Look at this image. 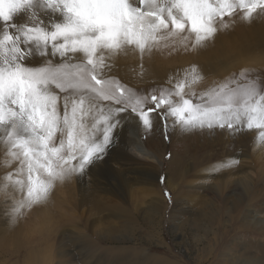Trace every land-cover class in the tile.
Returning <instances> with one entry per match:
<instances>
[{
  "label": "snow or ice",
  "instance_id": "6c2138e0",
  "mask_svg": "<svg viewBox=\"0 0 264 264\" xmlns=\"http://www.w3.org/2000/svg\"><path fill=\"white\" fill-rule=\"evenodd\" d=\"M261 13L264 0H0V196L7 202L20 192L16 211L46 200L57 181L103 158L124 113L149 131L155 113L165 128L171 118L182 128L257 129L264 138V85L247 70L195 103L184 88L203 77L186 75L174 90H154L151 106L105 74L128 49L143 56L161 46L200 47L229 26L225 17ZM99 101L116 107L104 111ZM94 110L99 136L88 133Z\"/></svg>",
  "mask_w": 264,
  "mask_h": 264
},
{
  "label": "rangeland",
  "instance_id": "374dc122",
  "mask_svg": "<svg viewBox=\"0 0 264 264\" xmlns=\"http://www.w3.org/2000/svg\"><path fill=\"white\" fill-rule=\"evenodd\" d=\"M228 25L226 28L222 27L224 33L236 37L237 42H240L250 37L251 32L254 30L257 31L260 27H264V13L254 15L251 21L239 17L234 20L230 19ZM215 42L214 39H211L203 46L195 48H185L180 44H177L175 48L161 46L154 51V58L151 63L162 78H167L172 70L182 66L180 65L181 61L185 62L188 59L186 55L208 49L210 48L209 45L213 46ZM250 47L252 48L251 45ZM263 50L264 47H253L251 59L244 57L242 61L237 60L231 63V66L237 64V69L228 73L221 72L218 75L209 74L210 76H205L204 80L200 82L202 84L206 82L207 84L195 90L197 92L192 97L193 103L196 102V97L203 92L216 84L224 82L227 78L239 76L242 70H247L250 79L258 80L261 85H264ZM177 57H179V61L174 60ZM108 77L114 78L125 87V95L132 92L141 98L146 96L149 101L148 106H151L150 99L154 90L157 93L161 89L165 91L172 90L169 84L159 85L155 82L125 86L119 79L122 76L110 75ZM195 84L186 87L184 92L194 90L196 88ZM188 95L185 94V98ZM103 102L116 107L110 101ZM129 115L136 117L131 113ZM93 117L99 119V114L97 113L96 116L92 114L88 117V131L99 136L101 129L91 127L95 123ZM152 121L150 131L140 125L137 127L139 130L137 132L142 146L155 155L157 161L149 162L136 158L131 160H135L136 170H141L142 173L151 172L149 174L151 177L148 174H145V177L149 181L152 180L150 183H152L151 187L155 189V192L152 190L149 193L146 191L147 186L133 184L129 180L130 187H126V190L123 191L126 176L129 179L132 173L125 172L123 168H120V171L107 168L103 160L102 162L97 160L91 166H87L86 170L102 169L108 174L107 176H110L109 180L111 182L113 181L114 184L119 183L120 187L118 189L120 191L122 189L121 192L119 191L120 199L115 207L111 206V209L113 208L112 211H115L116 214L119 212L118 215L126 214L129 222L123 221L118 215L111 217V221L114 220L112 222H115L114 225L117 226L116 232L111 234L107 240L101 233L97 234L98 237L89 236V240L81 239V242H83L80 243L81 255L77 258L78 260H71V263L75 264L80 261L77 263L92 264L94 260L100 258L104 261L107 259L106 262H109L111 256L105 254V251L111 250L115 253L114 255L121 254L120 262L122 264H140L146 254L149 257L171 259L174 262L176 261L177 264H211L212 262V264H222L220 263L221 258H223L222 254L224 256L229 246L237 249L239 242H244L248 249L255 252L261 248L263 249L264 235L258 230V234L246 231L242 226L243 221H241V218L245 216L251 221L257 218L264 222V138L259 136L260 130L238 129L232 132L227 127L222 129L219 126L214 128H182L179 124H174L171 118H169L167 128H165L159 116L155 113L152 114ZM166 132L167 139L165 138ZM121 141L116 134H112L111 144L105 154L122 153ZM127 144L129 145V143ZM129 150H131V154L135 152L133 149ZM228 156L237 159V174L243 168L251 176V182L246 184L247 189H250L247 195L238 192L239 190L242 192V186L240 185H237L239 189L237 188L235 198L228 191H223L221 188L212 190L206 187L203 190L200 184L194 182L197 179L196 176L200 175L197 171H204L206 168H212L214 176L226 172V167H232L227 165L226 159ZM242 161L243 163H241ZM2 163L3 154L0 152V164ZM4 171L5 168L0 167V175H3ZM192 181L195 184H192ZM74 190L76 193V185ZM166 192L170 194V199L169 196L165 195ZM156 195L160 199V207L156 212H153L149 206L150 201ZM21 198L22 194L20 192H17L15 200H8L7 202L3 196H0V264H33L32 254L37 249V252L39 249L43 250L41 255L46 260L48 259V262L54 257L53 262L49 264H59L56 261V240L52 237V230L54 231L56 227L50 228L51 230L48 228L47 231L46 228H39L42 216L41 203L16 211L18 206L16 201L21 200ZM233 202H237V204L234 206ZM96 210V207H93V210L82 207L80 209L82 213L80 219L78 215L70 213L85 235L89 234L85 228L88 227L90 219L103 215L101 212L97 214L98 210ZM88 212H93L96 215H89ZM54 215L56 221L61 222V215L57 212ZM260 229L264 231L262 226ZM99 237L102 239H99ZM86 241L95 243V253L88 252ZM239 255L243 256V252L241 251Z\"/></svg>",
  "mask_w": 264,
  "mask_h": 264
},
{
  "label": "bare ground",
  "instance_id": "6f19581e",
  "mask_svg": "<svg viewBox=\"0 0 264 264\" xmlns=\"http://www.w3.org/2000/svg\"><path fill=\"white\" fill-rule=\"evenodd\" d=\"M225 19L227 22L230 20L228 17H225ZM247 35H249V33H247ZM213 39L214 41H216L213 46L209 45L210 48L208 49L193 53L191 55H186V58L188 59H186L185 62L181 61L180 65L182 66H179L180 68L178 67L172 70L170 76L167 78H162L151 63L154 58V51L156 49H154L151 53H145L143 56H141L138 51L132 49H128L125 52H121L110 59L109 63L111 64V68L106 69L105 74L106 76H110V75L122 76L119 79L121 82L125 84V86L155 82V84H159V85L169 84L172 87V90H174L177 82L183 80L186 77V75L187 78L191 80L193 75H201L204 78L209 74L218 75L221 72L228 73L231 70L237 69V64L231 66L232 62L237 60L242 61L244 60V57H248L251 59L253 47H264V27H260L257 31L254 30L253 32H251L250 37H248L247 39L244 38L245 40H242L240 42H237L236 37L224 33V29L221 27L217 31ZM250 45L252 46V48L250 47ZM174 60L179 61V57L175 58ZM193 66H195L196 73H192ZM200 83H201L200 81L196 83L195 84L196 88L194 90H191V92L190 90H188L187 92L184 93L186 95L190 93H196L197 92L195 91L196 89L200 88L201 86H204V84H207L206 82L204 84L202 83L200 84ZM184 91H186V87L184 88ZM173 99L174 101H179L178 96H173ZM99 105L101 108L104 109V111H107L108 108L115 107L103 101H99ZM97 113L99 114V110H94L93 114L95 116ZM129 114L128 113L122 114V118L120 119L118 126L115 128L114 133H112V134H116V136H118L122 140L120 146L122 153L104 154L103 158L99 160H101V162L103 160L104 165L107 168L115 169L118 171L121 170L120 168H123L125 172H129L130 174L132 173V176H130L129 179L126 176L125 185L123 186V191L126 190L125 189L126 187L127 188L130 187V185L128 184V180H129L130 182H133V184H137V185L143 184L147 186L146 191H148L149 193L152 190L155 192V189L151 187L152 183H150V181L152 180L150 179L149 181V179L145 177V174L149 175L151 172L146 171L147 173L146 172L142 173L141 170H136L135 167L136 163L134 162L135 160L133 161L131 159L136 158L149 162H156L157 157L151 154L150 151L146 150L142 146L140 137L138 136V132H137L139 131L137 127H139L141 124L138 121L137 117H133ZM100 129L102 132V128ZM88 133L89 135H93L89 131ZM126 139L127 142L125 143ZM127 143H129V145ZM129 149H133L135 150V152H132L131 154V150ZM226 162L228 166L230 165L232 167L231 168L226 167L225 168L226 172L222 174L218 173L217 176H214V174L212 173V168H206L204 169V171L196 170L197 172H199L200 174L199 176L201 177L199 178V176H196L197 179L194 182L200 184L202 186L201 189L203 190H205L206 187L207 189L210 188L212 190L221 188L223 191H228L230 195L231 196L233 195L235 198L237 196V188H238L237 185H240L242 186V192L241 190H239L238 192L247 195L250 189H247L246 184L251 182V176H249L250 175L249 172L243 170V168L242 169L240 168L241 170L237 174V159H233L230 158V156H228ZM241 163H243V161ZM175 166L177 167L178 165L176 164ZM107 175L108 174L105 173L102 169H98V170L85 169L83 173H79V172L72 173L71 175L67 176L64 180L57 181L54 187L51 189L49 195L47 196V199L41 202L42 216H41V221L39 222L40 224L39 228L40 227L42 229L46 228L45 230L47 231L48 228L49 230H51L50 228L56 227L54 231L52 230V234H53L52 237H54L56 240V261L59 264H73L71 263V260L75 261L81 255L80 243H83L81 242V239H88L89 236L98 237L97 234L101 233L105 236V239L107 240V238L111 234L116 232L117 226L114 225L115 222L114 223L112 222L114 220L111 221V217L117 216L119 212L116 214L115 211H112L113 208L111 209V206L115 207V204H117V202L120 199L119 198L120 190L118 189L120 186L119 183L114 184L113 181L111 182L109 180L110 176ZM194 182L192 181V184ZM75 185H76V193L74 190ZM240 196L242 195L240 194ZM159 203H160V199L156 195V197H153V199L150 201V206H149L150 209L153 212L154 211L156 212L158 210V207H160ZM232 204L235 206L237 202H233ZM82 207L84 208L87 207L90 210H93V207L94 208L96 207L98 210L97 214H100V212L103 213V215L99 217H95L92 220L90 219V222L87 225L88 227L85 228L89 232V234L87 233L88 235L84 234V231L79 227V224L75 222L73 220V217L70 215V213L76 214L79 216L80 219L82 215L80 209ZM56 212L59 213V215H61V222L59 220L56 221V216L54 215ZM87 214L92 216L96 215L93 212L90 213L88 212ZM118 216L121 217L123 221L129 222V218L127 217L126 214H119ZM241 219H242L241 221H243L242 226L243 228H245L246 231H249L254 234H258L257 233L258 230L261 232L262 235H264V231H261L260 229L261 226L264 228V222L261 219L255 218L252 219L251 221V219L249 220V218L245 216H243ZM100 238L101 237H99V239ZM86 243H88V252L95 253L96 251L95 243L89 241H86ZM37 250H35L32 254L33 264H49L53 262L54 257L51 258V261L48 262V259L46 260L41 255V253H43V250L39 249L38 252ZM227 250L228 251L224 253V256L222 254L223 258H221L220 261V263L222 264H264V248L263 249L261 248L255 252L252 249H248L245 246L244 242L241 243L239 242L237 249L229 246ZM241 251L243 252V256H241L242 254L239 255ZM105 254L111 256V261L106 262L107 259H105L104 261L102 258H100L98 260H94L92 264H110V263L122 264V262H120L121 254L114 255L115 253H113V251L111 250H106ZM49 257L51 256L49 255ZM77 262L75 264H78ZM175 262L172 261L171 259L169 260L160 257H149L146 254L142 258V262H140V264H177Z\"/></svg>",
  "mask_w": 264,
  "mask_h": 264
}]
</instances>
